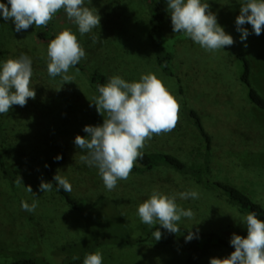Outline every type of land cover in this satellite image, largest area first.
I'll list each match as a JSON object with an SVG mask.
<instances>
[{"label":"rangeland","instance_id":"obj_1","mask_svg":"<svg viewBox=\"0 0 264 264\" xmlns=\"http://www.w3.org/2000/svg\"><path fill=\"white\" fill-rule=\"evenodd\" d=\"M202 2L209 4L208 10L215 14L218 24L233 37L235 43L216 52L206 51L184 34L173 32L169 12L162 41L167 51L174 56L170 64L173 76L164 73L156 62L148 40L151 16L145 0H85L84 6L100 16V27L84 36L79 35L78 27L67 18L64 11L59 12L54 17V30H50L49 34L56 35L63 29H70L77 35L86 53L80 61L84 71L72 67L67 73L74 77V82H64L61 76H49L47 46L50 40L37 38L38 31L43 27L33 25L26 31L16 32L14 23L5 21L0 14V49L5 51L0 54V63L8 58H19L21 54L27 55L32 61L33 73L65 86L85 99V102H76L62 93L51 96L49 100L40 99L38 104L45 111L44 116L49 115L48 128L52 135L37 125L39 119L35 116H30L29 112L24 115L23 108L29 111L31 99L24 107L14 105L9 113L0 114V154L5 151L8 170L6 175L0 166V246L16 252L26 250L54 264H61L62 246L79 241L87 229L82 213L72 209L53 189L42 192L39 187L42 180L47 182L43 174L46 156L59 146L64 148L57 136H52L63 132L74 142L76 135H87L83 131L85 125L103 123V116L98 114L90 101L99 95L97 84L86 73L105 74L106 83L113 75H119L128 82L138 81L142 74L148 73L160 79L179 104L178 121L172 131L154 135L148 140L142 152H168L179 156L189 165L202 163L205 143L187 117L185 106L193 107L197 102L205 114L207 104L224 101L225 106L234 109L238 116L225 117L221 108L211 106L206 116L212 120L215 118L219 123L215 127V134L220 138L231 136L232 122L239 117L235 123L234 141L242 144L243 148L214 153L209 178L241 188L264 206V112L249 100L247 88L240 79L242 64L236 57L237 53H241L251 61L250 81L264 95V30L257 36L252 26L245 24L249 35L242 41L241 33L236 28V17L240 14L239 0ZM0 3L7 5L8 0H0ZM93 37H96L95 43ZM194 64V75L208 84L209 91H191L190 70L194 71ZM179 76L183 79L182 93L179 92ZM31 86L35 88V85ZM42 92L46 95V88ZM228 115H232L231 111ZM218 118L225 120L220 124ZM86 154V150L77 147L76 153L70 151L61 176L68 178L69 170L72 173L78 169L74 178L68 179L75 196L100 217L117 221L116 214H124V208L113 202V199H108L109 202L101 209L93 208V203L106 192V187L98 169L81 162L80 156ZM15 170H18L17 180L20 177L23 181L19 186L11 177ZM168 175L171 176V172ZM183 178L180 180L183 191L196 190L199 198L181 200L178 197L177 204L194 213L191 219L182 217L178 226L216 231L230 240L233 234L247 235L246 226L239 219L246 214L228 197L214 189L201 188L193 177ZM29 185L33 192L26 190L25 186ZM22 201L29 205L33 201L37 202L35 211L31 212L36 221H31L32 215L22 208ZM125 217L129 231L139 236L141 232L138 225L143 223L138 215L134 211H127ZM37 222L41 223V229ZM116 223L119 222L112 221L111 231L115 229L114 234L120 235L117 234L120 228ZM98 249L96 252L102 254L103 264H185L187 259V248L182 243L131 246L108 242ZM220 253L226 256L231 254L227 251ZM0 264H16V261L12 257L0 256Z\"/></svg>","mask_w":264,"mask_h":264},{"label":"clouds","instance_id":"obj_2","mask_svg":"<svg viewBox=\"0 0 264 264\" xmlns=\"http://www.w3.org/2000/svg\"><path fill=\"white\" fill-rule=\"evenodd\" d=\"M239 3L236 28L241 33V40L249 35L245 24H250L255 35L259 36L264 30V0H239ZM84 4L85 0H8L7 5L0 3V14L5 21L14 23L16 32H21L33 25L38 28L47 26L63 9L67 18L78 27L79 35L84 36L100 27V16ZM167 9L173 32L184 34L202 49L216 52L235 43L218 24L215 14L208 10V3L202 0H167ZM93 42H96V37H93ZM85 56L77 35L70 29H63L48 43L47 72L51 77L61 76L64 82H74V77L67 73ZM32 75V61L27 55L21 54L19 58H8L0 63V114L9 113L14 105L24 107L30 98L35 99ZM97 87L99 95L90 101L103 116V123L85 125L83 131L87 135H76L74 144L77 149L87 151L86 155L80 156L81 162L96 167L104 186L111 191L119 180L129 177L135 161L143 158L142 150L148 140L174 129L179 104L152 73L142 74L138 81L132 82L113 75L107 83ZM55 159L62 157L57 155ZM54 181L57 190L71 192L72 185L65 177L56 174ZM16 184H23L22 178L19 177ZM25 187L28 192H33L30 185ZM39 187L42 192H50L52 183L42 180ZM177 196L181 200L198 199L199 193L186 190L168 196L154 190L138 205L139 219L149 227L160 225L169 233H178L181 218L191 219L194 213L179 206ZM21 206L28 212H34L37 202L29 205L22 201ZM239 219L247 228V236L233 234L230 243L235 250L228 257L211 258L210 264H264V220L254 212ZM152 235L156 241L162 237L158 228ZM193 238L194 233L189 231L186 241ZM73 259L79 257L74 256ZM83 264H103L102 254H87Z\"/></svg>","mask_w":264,"mask_h":264},{"label":"trees","instance_id":"obj_3","mask_svg":"<svg viewBox=\"0 0 264 264\" xmlns=\"http://www.w3.org/2000/svg\"><path fill=\"white\" fill-rule=\"evenodd\" d=\"M145 1L151 16V28L148 34V40L155 53L156 62L164 73L173 76L174 73L170 64L174 56L169 51H167L162 41V36L164 34L169 15V11L167 9V0ZM61 11H63V9L59 12ZM54 17L47 26L41 28L38 31V39L43 41L48 39L51 41L55 38V34H49L50 30H54ZM4 52V50L0 49V54H4ZM236 57L242 64L240 79L247 88L249 100L264 112V95L255 89L250 81L252 70L251 61L246 55L241 53H237ZM74 67L84 71V68L80 62ZM192 69L194 71L192 72L190 70V74L192 75L191 91L197 90L200 93L209 91L208 84H205V82H203L198 76L194 75L196 74L195 64L194 68ZM86 75L90 80L95 82L97 86L106 83L105 74L94 72L86 73ZM182 81V77L179 76L178 83L180 93L184 91L182 88ZM31 84L35 85L34 90L36 92V96L35 99L30 98L31 101L29 102L28 106L29 111H26L25 108H23V113L26 115L28 114L27 112H29L30 116H35L37 120L39 119V121H37V125L42 127V130L46 129V132H50V135H52V132L51 129L48 128L49 120L47 116L49 115L46 117L44 116L45 111L42 109V106L38 104L40 99L44 98L45 100H49L51 96L62 93L76 102H85L84 98L80 97L75 92L70 91L67 87L47 81L36 73H33L31 77ZM45 88L46 95L42 94V90ZM209 106L213 108H221V110L225 112V117L238 116L235 114L234 109L225 106L224 101H214L207 104L205 114L200 109L199 103L197 102H195L193 107L185 106L187 117L196 127L205 143V152L202 163L189 165L179 156L168 152L144 151L143 158L137 159V163L134 164V167L130 173V179L127 178L126 180H119L117 182V186L111 191H108L104 187L106 192L99 196V198L93 203V208L95 210L101 209L104 207L103 205L109 202L108 199H113V202L123 205L124 208V214H116L118 218L117 221L104 216L100 217L96 213L92 212L75 196L73 189L71 192H65L63 189L57 190V184L54 181V176L56 174L61 175L62 170L67 166L66 164L69 160L70 151L76 153V146L71 137L63 132L52 136H57L60 144L64 148L59 146L46 156L43 170L45 180L52 183V189L72 209L84 215V219L87 223V229L85 228L84 235L79 241L62 246L61 252L63 254V258L61 264H83V259L87 254L95 253L97 250H99L98 248H101L102 245L108 242L113 244L124 243L131 246L144 243L150 245L182 243L187 248V259L185 260V264H210V259L213 257H228L220 252L227 251L231 253L235 250L234 246L231 245L230 239L216 231H203L190 229L184 226H178L180 231L174 234L169 233L160 225L149 227L143 223L138 225V229L141 233H139V236H136L131 233L129 228L126 226L127 221L125 216L127 211H134L137 215L138 205L144 200L148 199L154 190L168 196H172L183 191L184 188L180 183V180L184 179V176L193 177L196 180V183L203 189H214L219 191V193H222L228 197L232 203L238 206L243 213L248 214L249 212H254L259 219L264 220V206L254 200L249 194H247V192L231 183L219 180L212 181L209 178V175L212 171L211 157L214 153H223L228 149L237 150L243 148L242 144L236 143L238 141H234V135L237 128L235 123L239 120V117H236L235 121L232 122L233 125L231 129V136L229 138L217 137L215 134V127L219 123L215 118L213 120L207 118L206 114L208 115ZM230 111L232 115H228V112ZM224 120V118H218L220 124H222ZM4 152L5 151L0 154V166L3 168L6 175H8ZM57 155H60L62 159L56 160L55 157ZM77 172L78 169L72 173L69 170V177L65 178L67 180L69 178H74V175ZM156 172L158 173L155 174ZM169 172H171V176L168 175ZM11 177L16 182L18 178V170H15L13 173H11ZM126 188H129V190ZM30 215H32L30 216L31 221H36L34 220L36 217L32 213ZM112 221L119 222L116 224L120 229L117 230L118 232H116L117 234L121 233L120 235L114 234L115 229L111 231ZM37 225L41 229V223L37 222ZM156 228H158L162 233V237L159 241H156L152 235ZM245 230H247V228H245ZM189 231L194 233V238L190 241H186L185 237L188 235ZM0 256L12 257L16 261V264H54L49 259L32 255L26 250L16 252L2 246H0ZM74 256H78L79 259L74 260Z\"/></svg>","mask_w":264,"mask_h":264}]
</instances>
